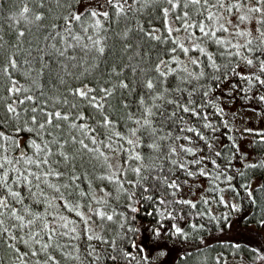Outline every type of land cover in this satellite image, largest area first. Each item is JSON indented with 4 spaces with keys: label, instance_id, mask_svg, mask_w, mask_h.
Segmentation results:
<instances>
[{
    "label": "trees",
    "instance_id": "16d2710c",
    "mask_svg": "<svg viewBox=\"0 0 264 264\" xmlns=\"http://www.w3.org/2000/svg\"><path fill=\"white\" fill-rule=\"evenodd\" d=\"M249 1L254 3V0ZM40 3L41 0H0V37H2L0 45H3L0 49V67L6 62L8 55L15 54L18 68L10 69L12 78L18 82V86L22 85L29 89L27 93H20V98L24 95H33L36 97L35 106L43 107L46 111L59 110L72 118L83 113L85 115L83 121L73 119V122L83 123L94 129L88 133V137H85L79 129L69 128V122L61 121L62 129H48L52 135L45 133L44 140L55 139L60 143L68 141L63 148L50 144L53 152L49 157L51 168L63 173V176L60 178L50 176L49 183L60 188L64 199L70 205L79 204L78 210L86 216L92 215V211L96 208H101L109 214L114 213L112 222L106 220L101 222L94 217L92 230L109 241L116 240L118 247L130 251L133 255L137 254V249L131 247L133 239L139 247L146 249L144 254L153 257L161 247L166 248L167 254L175 250L176 258L173 264H224L223 261H229L231 258H257L258 251L264 254V233L259 228L260 221L264 220V160L261 157L264 154V132L261 136L252 137L249 142L251 152L258 158L253 162H244V155L238 146L239 137H234L227 125L225 104L228 100L237 107L250 109L264 116V102L258 99L264 95V87L255 81L249 85L247 81L241 79V75H260L256 58H264V52L260 51V33L257 29L262 26L258 24L251 36L242 43L246 45L248 40L253 41L251 45L239 49L241 56L234 54L229 56V52L235 53L237 49L217 45L214 39L202 38L197 29H192L196 37H201L197 42L204 45L207 52L213 55L219 71L213 69L207 57L199 53V66L191 62L188 66L170 62L168 67L175 68L176 72L164 78L155 72L156 64L161 59L171 61L173 56L178 61L185 54L179 50L171 53L168 51L173 47L170 42L163 44L149 40L137 30L140 25L145 29L156 27L161 29L159 34L166 35L159 6H150L141 12L129 13L127 19L121 18L118 22L102 21L109 29L106 33L108 38L105 54L98 56L92 52L88 56H83L79 49H68V55L77 57L73 61L59 56L57 49L63 50L64 41L56 36V33L59 31L66 36L63 17L76 11L79 4L82 5L81 11L85 10V6H89V9L96 8L95 0H80L79 3H72L70 8L66 4L59 7L57 0H44L43 7H40ZM24 4L32 9L30 16L42 13L43 19L33 20L30 24L20 19L19 12ZM188 10L192 20L204 19L207 15V13L203 16L198 15L192 6ZM212 11L217 12L215 9ZM182 12L183 9L181 14ZM172 22L175 27L179 24L174 19ZM204 22L213 29L212 21L204 19ZM53 25L56 27L53 28ZM127 28H131L132 31L125 40L123 32ZM214 30L217 31L218 38L229 42L223 37V31L219 28ZM20 31L25 35L19 36ZM74 31L79 32L78 24ZM52 37L56 38L52 39ZM68 42L74 43L70 39ZM125 44L130 47L125 48ZM194 52L196 51H191L190 48L189 53ZM242 56L253 59L254 64L249 66L241 58ZM93 64L96 65L95 68L91 67ZM85 66L89 67V71L81 75ZM113 68L116 69L115 73L112 71ZM134 68L137 69L136 72H133ZM184 68H187V72L183 70ZM232 68H235L240 75L234 74ZM201 72L204 76L196 79ZM189 73H192V76H189ZM216 76H221L222 79L217 81L214 79ZM146 79H151L156 84L154 90L149 91L143 86ZM121 80L129 85L128 89L118 86ZM84 84L96 89L93 94L97 97L104 96L100 91L101 88L113 90L112 95L103 101L105 104L103 110L98 111L90 107L87 102L80 101L78 97L70 94L72 88ZM37 85L40 87L38 88ZM9 86L8 78L0 72V97L7 99L6 89ZM166 88L167 92H165ZM205 92H208L207 96L204 95ZM157 95H162V98L154 101L153 97ZM141 97L145 99L148 107L154 103L159 105V108H153V112L157 115L151 118L152 127L156 129L155 133L152 128L140 127L135 123L137 119L142 123L144 106L139 103ZM65 98L69 101L67 105L57 103L58 100L62 101ZM168 100L174 103L169 104ZM72 103H78V108L71 109ZM178 105L195 109L198 114L186 113ZM33 106L32 102L19 106L18 111L21 112L22 117L19 123H23L25 117L32 115L31 112L24 113L23 109H30ZM220 109L222 112L219 111ZM4 113L5 109L0 104V118ZM105 115L112 121L110 128L102 125ZM206 124L211 127H205ZM28 126H31L30 120ZM5 128L9 135L13 134L12 127L5 126ZM133 128L138 129L136 137L131 135ZM189 128L195 131L190 132ZM117 132L123 139L115 135ZM72 136L77 140L84 139L89 147L99 146L108 159L105 160L104 157L99 156V153H89L81 149L78 143L73 144ZM93 136L97 145L91 143L89 137ZM137 138H139V146L127 143L128 139L135 141ZM31 139H36L37 143L43 146V141L35 134L26 131L20 133L22 146ZM153 143L157 148L148 147ZM109 144L111 148L105 146ZM173 148L175 154L171 152ZM186 149H192V152ZM23 150L26 155L34 156L31 148ZM19 152L20 149H13L8 153L0 154L18 156ZM60 152L68 155L69 160L65 161ZM137 153L142 157L140 161L129 159ZM217 153L220 155H216ZM173 160L176 164L172 163ZM195 161L200 163L197 164ZM109 165L112 167L110 168ZM181 165L184 167L182 168ZM248 165L256 166L248 167ZM115 166L119 167L115 168ZM17 167L21 169L28 167L38 174L41 172V169H36L34 165L26 166L21 163ZM137 167L141 168L139 176L132 171ZM43 170L47 171L48 166H43ZM201 171L205 174L201 175ZM189 172L193 175H189ZM9 176V183L13 189L21 192L23 204L15 203L10 197L9 203L16 207L20 214H24L25 207L32 213H39L44 219L51 221V226L56 229L58 235L53 238V247L47 254L53 255L58 264H91L93 257L87 255L90 244L96 247L101 255L98 264H114L107 259L109 253L116 254L112 253L111 246L96 240H87L82 231L85 225L74 211L63 207L64 200L59 199L60 193L45 184L37 188L35 180L29 190L23 183H12L15 179L14 173L10 172ZM109 176H112L111 180L101 179ZM72 177L78 179L73 182ZM141 177L146 178L141 179ZM254 179L258 182L252 183ZM165 180L174 182L178 187H168ZM226 180L228 184L225 183ZM189 182H196L197 188L203 187L206 195L196 200H190L189 195H183V188ZM65 184L68 185L67 188L64 187ZM225 184L227 187L224 194L229 202H236L238 207L233 218L231 213L223 215L220 212L223 207L220 202L223 195L221 187ZM41 190L43 196L34 197L30 194V191L39 194ZM81 192L86 195L82 196ZM248 192L252 193L251 197L248 196ZM105 193L109 195L106 196ZM2 196H7V190L0 188V197ZM129 196L133 198L129 200ZM149 196L152 197L151 200L147 199ZM98 200H106L107 204H98L96 202ZM160 200H164L165 203L161 204ZM185 200L195 204V207L176 202ZM131 207L138 208V211L131 212ZM161 213H164L165 217L168 213L172 215L162 218ZM60 217L72 221L69 229L76 227L77 233L80 234L79 239H73L75 234L71 232L66 236L59 235L60 232L67 231L59 227L64 222L59 219ZM29 218L31 217L26 216V219ZM6 223L11 224L15 221L6 218ZM37 223L41 224L42 221ZM121 223H125L123 229L120 227ZM173 224L180 227L187 237L172 236L169 230ZM129 226L136 227L139 231L127 232ZM154 228H161V231L168 235H162L157 240L153 237ZM13 231L17 236H23L28 230L19 232L13 229ZM43 239L47 241V235H44ZM8 243H15L23 252L30 251L21 241H8L6 236H0V264H18L16 254L8 248ZM34 247L39 249L38 245ZM67 253H71L72 258H66ZM77 255L79 259H75ZM38 258L43 261L46 259V254L40 253ZM26 259L29 264H35L37 257H26ZM118 264H136V261L129 262L120 258ZM153 264H160V259L154 260ZM162 264H165L163 260Z\"/></svg>",
    "mask_w": 264,
    "mask_h": 264
},
{
    "label": "snow or ice",
    "instance_id": "6c2138e0",
    "mask_svg": "<svg viewBox=\"0 0 264 264\" xmlns=\"http://www.w3.org/2000/svg\"><path fill=\"white\" fill-rule=\"evenodd\" d=\"M80 0H57V5L59 7H63L65 4L70 8L72 3H79ZM97 7L96 8H90L89 6H85V10L83 11H72L69 13V15L64 16V32L65 35H62L59 31L56 33V36L60 37L62 41H64V48L63 50L57 49V52L59 53V56L66 57L68 60H76V56L68 55V49H79L80 52L83 54V56H88L89 53H96L98 56H103L106 51V40L107 35L106 33L109 31V29L105 26V24L102 22H118L121 18L127 19L128 14L132 12H141L143 9L148 8L150 6H159V13L162 17V24H163V30L166 32V35L159 34L161 33L160 28L152 27L151 29H145L142 25L138 27V32L142 34V36L147 37L149 40L156 41L158 43H171L173 47L168 49L171 53H176L177 50L183 52L185 55H188L190 52V49L185 46V43L180 40L178 37V33H180L182 30L187 33V36L185 37L186 40L193 41V47L191 51H199V53L202 56H206L207 60L210 62V66L213 69H216L219 71V68L216 64L215 59L213 58V55L206 51L204 47L201 46L200 43L195 42L202 38H207L209 40H213L217 45H223V46H230L232 48L237 49L235 53L229 52L228 55H236L241 56V53L239 49L241 47H247L248 45H251L253 43L252 40H248L246 45H239V44H231L230 42H226L220 38L217 37V31L214 29L209 28L205 22L204 19L208 21H213L214 23L219 24V30L227 32L228 28L223 23H219L220 19L222 17L216 15L212 11V9H215L217 12L220 10H224L228 13H236L241 12L242 9L246 8V13L239 15V20L241 22L249 19V17L256 13L259 14L260 19H258L256 22L260 24L262 27L258 28L257 31L260 33V51L264 52V0H254V3H250L249 0H95ZM44 0H41L40 7H43ZM134 5H138V7H133ZM162 5H167L166 7H163ZM192 6V8L197 12L198 15L203 16L204 13H207L206 17L204 19H197L192 20L191 19V13L188 10ZM181 9H183V12L181 14ZM32 13V9H30L27 4H24L19 12L20 19L24 20L26 23H32L34 21H41L43 19L42 13H36L34 16H30L29 14ZM179 22L177 27L172 26V19ZM102 18V19H101ZM75 22V23H74ZM79 25V32L74 31L76 28V25ZM56 25H53V28H55ZM192 29H197L199 33L201 34V37H196L195 33L193 31H190ZM91 30V34L90 33ZM132 31L131 28H127L123 32V39L127 40L129 32ZM104 33V34H102ZM238 36H248L250 33L244 32V31H237L235 33ZM19 36H24L25 33L23 31H20L18 33ZM56 37H52V39H55ZM2 39V37H0ZM47 39V37H46ZM73 41L74 43H69L68 40ZM87 41V42H85ZM55 47V45H53ZM130 47V45L125 44V48ZM3 48V45H0V49ZM252 49H249L251 51ZM15 54L8 55L6 58V62L2 64V67H0V72L3 73L4 76L8 78L10 86L6 89L7 91V99L5 97H0V104L3 105V108L5 109V113L3 114V117L0 118V153H8L10 150L13 149H20L18 156H8L4 154H0V188L7 190V196L0 197V236H6L8 238V241H21L23 244L27 245L30 249L28 252H23L19 247L16 246L15 243H8V248L13 251L16 254V262L18 264H29V261L26 259V257H37L35 264H58L55 257L53 255L47 254L48 250L53 247L52 241L55 236L58 235L55 228L51 226V221L44 219L39 213H32L29 208H24V214H20L18 209L14 207L12 204L9 203V197L15 201V203L23 204V198L21 195V192L16 191L13 189L12 185L9 183V173L12 172L15 174V179L12 181L13 184H19L23 183L28 186L29 190H31V186L33 183V180L36 181V187L40 188L41 184H45L50 188H53L55 192L60 193L59 199L64 200L63 207L67 208L69 211H74L76 216L80 217V220L83 222L85 227L83 228V234L86 235V238L88 241L96 240L102 244H109L112 249V253H116L115 255L109 253L107 255V259H110L114 262V264H118V261L120 258H123L129 262L136 261V264H153V261L157 258H160V264H162V258H164L167 255L166 248H159L156 257H153L151 255L144 254L146 252V249L143 247H139L135 239H133L131 247L137 249V254L133 255L130 251L118 247L116 240L109 241L104 236L100 234H96L93 232L91 224L94 222V217L98 218L101 222L103 221H114V213L109 214L107 211L102 210L101 208H96L92 211V215L86 216L83 212L79 211L80 205H70L65 199L64 194L60 192V188L56 185L49 183V177L54 176L56 178H60L63 176V173L59 171H55L51 168V161L49 160V157L53 155L52 149L50 148V144H56L60 148L64 147V144L68 143L67 140L64 141V143H60L58 140H52L47 141L44 140V134L47 133V135L51 136L52 132L48 131V129H62L63 125L60 123L61 121L69 122L68 126L71 129H79V131L85 136L88 137V133L91 131H94V129L89 128L86 124H77L73 122V119L75 120H81L83 121L85 119V115L83 113H80L79 115L75 116L74 118L70 117L69 114L63 113L59 110L54 111H46L43 107H38L36 105V97L33 95H24L23 98H20V93H27L29 89L24 88L22 85L18 86V82L12 78V72L10 69L15 70L18 68V64L16 59L14 58ZM249 66L254 64V60L247 58V57H241ZM256 60L258 61V71L260 75L253 74L251 76H243L241 75V79L248 82L249 85L252 84L253 81L258 83L261 87H264V58L257 57ZM170 62H178L177 58L175 56L172 57L171 61L163 60L161 59L158 64L155 66V72L159 74L160 77L167 78V76L173 74L176 72L175 68H169L168 64ZM191 63L193 65L199 66V61L197 59H191ZM46 66V65H45ZM75 66V65H73ZM92 68H95L96 65H91ZM165 69V70H162ZM185 72H187V68L183 69ZM89 67L85 66L83 69V72L81 75H84L88 73ZM114 73L116 72V69L113 68L112 70ZM137 69H133V72H136ZM231 71L236 74L240 75V73L236 72L235 68H232ZM119 75V73H116ZM189 76H192V73H189ZM204 76V73L201 72L199 76L196 77V79H199L200 77ZM77 79L79 77H76ZM215 80L219 81L222 79L221 76L214 77ZM35 83V81H34ZM122 89H128L129 85L125 83L123 80L120 81L119 85ZM143 86L148 89L149 91H152L156 88V84L151 79H146ZM39 88L40 86L37 85ZM96 91V89L89 87L87 84H84L81 87H75L70 90V94L73 97H78L80 101H85L90 107H93L97 109L98 111L103 110L105 108L104 100L108 96L112 95V89L109 88H101L100 91L104 93V96L97 97L93 93ZM168 89H165V92H167ZM41 95L43 93L41 92ZM205 96L208 95V92L204 93ZM162 98V95H157L153 97V100H159ZM258 99L261 102H264V95L258 97ZM26 102H32L33 107L24 108V113L31 112L32 115L30 117H25L23 119V123H19L22 119L21 112L18 111L19 106L25 105ZM57 103H63L67 105L69 101L67 98L63 99L62 101H57ZM139 103L141 106H144V112L142 114V123L140 119L135 120V123L137 125H140V127L144 128H152L153 133L156 132V129L152 127V117L157 115V113L153 112V108H159V105L153 104L151 107L146 106L145 99L143 97L140 98ZM167 103L171 104L174 103L172 100H168ZM191 103V101H189ZM178 107H182V110L186 113H191L192 115H197L195 109H190L187 106H181L178 105ZM71 109L78 108V103H72L70 105ZM222 112V109L219 110ZM175 115V113H173ZM130 119L132 117H129ZM29 120L31 123V126H28ZM102 125L106 128H110L112 126V121L108 118V116L103 117ZM7 127L13 128V134L9 135L6 131ZM205 127H211V125L206 124ZM27 132L29 134H35V136H38L43 141V146L41 143H37L36 139H31L26 145H21L20 143V133ZM188 131H195L194 129L189 128ZM138 129L133 128L131 129V135L136 137L137 136ZM117 137H120L123 139V137L120 136V133H115ZM91 139V143L93 145H97V141L95 137H89ZM72 143L76 144L78 143L80 145V148L83 150H86L89 153H99V156L104 157L105 160L108 159V157L105 155L104 152H102L99 148V146L96 147H89L87 143H85L84 139H79L75 136H72ZM111 139V137H109ZM163 139V137H161ZM127 143L129 145H136L139 146V138L137 140L128 139ZM106 147L111 148V144L105 145ZM150 148H157V145L155 143L148 145ZM24 148H31L34 151V156H29L25 154ZM184 150V149H182ZM115 151V149H113ZM188 152H192V149H186ZM172 154H175V149H171ZM60 155L63 157L65 161L69 160V156L66 155L64 152H60ZM216 155H220L217 153ZM129 159H135L137 161H140L142 157L137 153L135 156H130ZM197 164L200 163V161H195ZM23 163V165L31 166L34 165L36 169H41V172L38 174L35 171L30 170L28 167H24L21 169L20 167H17V165H20ZM173 164H176V161H172ZM215 163V161H213ZM6 166H11L6 167ZM43 166H48V170L44 171ZM256 165H248V167H255ZM111 168L112 166L109 165ZM183 168L184 165H181ZM133 172H135L138 176L141 173V168H133ZM189 175H193V173L189 172ZM201 175H204L205 173L201 171ZM113 176H115V172H113ZM30 177L32 179H30ZM146 177H141V179H145ZM78 179V177H72L73 182ZM101 179H112V176L109 177H101ZM231 179V177L229 178ZM118 182V181H117ZM165 183L168 187L171 188H177L178 186L174 182H168L165 180ZM65 188L68 187L67 184L64 185ZM147 191V189H145ZM30 194L34 197L37 195L43 196V190L40 191L39 194L36 192H31ZM82 196L86 195V193L81 192ZM105 195H109V193H105ZM248 196L251 197L252 193L248 192ZM133 197L129 196V200H131ZM147 199L151 200L152 197L149 196ZM98 204H107L106 200H98L96 201ZM161 204H164V200L159 201ZM177 203H183V204H190L192 207H195V204H191L190 201H176ZM221 203H225L223 198H221ZM49 207H51V204H49ZM234 210H238V207L233 205L232 206ZM138 211V208L131 207V212L135 213ZM51 215V213H49ZM171 213H168V216L165 217L164 213H161L162 218H168L171 217ZM26 216H30L31 218L26 219ZM6 218L12 221H15V223H6ZM55 219V217H53ZM60 220L64 221L62 224L59 225L60 228L66 229L67 231H62L59 233L60 236H66L69 234V232L75 234L73 235V239H79V233H77L76 227H72L69 229V224L72 223V221L67 220L65 217H60ZM127 218H125L126 220ZM135 218L133 217V220ZM225 219H227L225 217ZM38 221H42L41 224H38ZM261 224H264V220L260 221ZM120 227L123 229L125 227V223H121ZM195 227V226H193ZM38 228L39 230H34ZM162 228V225H161ZM161 228H154L152 230L153 237L155 239H159L162 235H168V233L162 232ZM13 229L19 231V232H25V229L28 231L25 232V235L23 236H17ZM139 231L138 228L129 226L127 228V232L131 233H137ZM127 232L125 233V236L127 235ZM170 234L175 237H187V234L183 232V230L180 227H177L175 224L171 226V229L169 230ZM47 235V241H44L43 236ZM26 237V238H25ZM38 245L39 249L37 250L34 246ZM74 247V246H73ZM155 247V245H154ZM233 247H239V245H233ZM90 251H88L87 255L89 257H93V260L91 264H98V262L101 260V255L99 252H97L96 247L89 245ZM258 251V250H254ZM40 253L46 254V259L41 261L38 257ZM66 258H72L71 253L66 254ZM80 257L77 255L75 259H79ZM258 258L262 261H264V254H260L258 251Z\"/></svg>",
    "mask_w": 264,
    "mask_h": 264
},
{
    "label": "rangeland",
    "instance_id": "374dc122",
    "mask_svg": "<svg viewBox=\"0 0 264 264\" xmlns=\"http://www.w3.org/2000/svg\"><path fill=\"white\" fill-rule=\"evenodd\" d=\"M250 3H253L252 1H249ZM82 5L79 4L76 7V11H81ZM216 15L222 17L220 19L219 23L225 24V26L228 28L227 32L223 31V37L227 39L231 44H239L242 45V43L251 36V34L256 30V27H258V23L256 22L260 16L259 14H252L249 19L241 22L239 20V15L246 13V8L242 9L241 12L236 13H228L226 11L223 12H215ZM171 19V17H170ZM212 28L217 29L219 28L218 23H214L212 21ZM172 26L175 28L173 22ZM191 31V30H190ZM237 31H244L247 33H250L248 36H238L235 33ZM178 37L182 42L185 43L186 47L189 49L193 47V41L186 40L185 37L187 36V33L184 31H181L177 34ZM197 42V41H195ZM206 49L204 45H201ZM207 51V50H206ZM199 58V51L194 52L193 54L184 55L182 58L178 59V65L181 66H188V64L191 62V59H197ZM226 104V114H227V125L232 130L233 136H238V146L242 150V153L244 155V162H253L258 158L254 153L251 152L249 148V142L252 137L258 135L261 136L264 132V116H262L260 113L254 112L250 109L240 108L237 107L233 102L231 101H225ZM258 132V133H256ZM261 157L264 160V154L261 155ZM119 166H115V168H118ZM258 180L254 179L252 183H257ZM226 184H228V181H225ZM223 185L221 187V191H223V195L221 198L225 201L223 204V207L220 209V212L223 215H227L228 213H231V216L233 218V215L235 214V211L233 209V205L237 206V203L234 201H228L226 195L224 192H226L225 188L227 185ZM196 182H189L185 184L183 188V195H189L190 200H196L200 198L202 195H206L205 189L197 188ZM259 228L264 233V224H259ZM156 257V256H155ZM176 258V251L172 250V252H169L163 260L165 264H173V260ZM160 259V258H157ZM224 264H264V261L257 258H231L229 261H223Z\"/></svg>",
    "mask_w": 264,
    "mask_h": 264
}]
</instances>
